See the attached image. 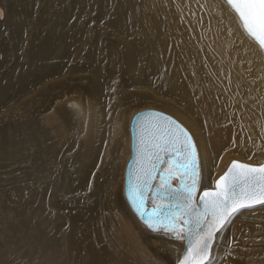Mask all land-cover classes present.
Segmentation results:
<instances>
[{
    "label": "bare ground",
    "instance_id": "bare-ground-1",
    "mask_svg": "<svg viewBox=\"0 0 264 264\" xmlns=\"http://www.w3.org/2000/svg\"><path fill=\"white\" fill-rule=\"evenodd\" d=\"M140 104L188 125L201 187L230 157L264 160V55L225 0H0V264L177 263L184 239L122 197ZM250 210L211 264H264V207Z\"/></svg>",
    "mask_w": 264,
    "mask_h": 264
},
{
    "label": "snow or ice",
    "instance_id": "snow-or-ice-1",
    "mask_svg": "<svg viewBox=\"0 0 264 264\" xmlns=\"http://www.w3.org/2000/svg\"><path fill=\"white\" fill-rule=\"evenodd\" d=\"M226 2L247 35L264 51V0ZM147 131L129 198L143 217L140 208L146 192L153 188L157 162L166 163L152 196V214L145 225L152 231L163 230L187 240L180 264H211L210 250L216 234L242 210L264 207V164L232 161L215 182V189L204 190L197 201L201 174L191 136L170 118L152 123ZM162 153L169 157L166 162ZM176 179L178 187H173ZM197 203L203 205V211H196Z\"/></svg>",
    "mask_w": 264,
    "mask_h": 264
},
{
    "label": "water",
    "instance_id": "water-1",
    "mask_svg": "<svg viewBox=\"0 0 264 264\" xmlns=\"http://www.w3.org/2000/svg\"><path fill=\"white\" fill-rule=\"evenodd\" d=\"M226 2V0H225ZM227 3V2H226ZM263 55H264V51ZM166 118H170L172 121L175 122V124H178L180 127H182L192 138V141L194 142L195 146H196V150L198 153V157H199V164H200V155H199V150H198V146L196 144V141L194 139V136L192 135V133L190 132V130L178 119L176 118L174 115L155 108V107H149V108H144L142 110L137 111L132 119H131V123H130V134H131V154L128 158L127 164H126V168H125V178H124V196L126 201L128 202L130 208L133 210V212L135 213V215L137 216V218L145 225V220H147L149 218V216L152 214L153 211V202H152V196L153 193L155 192V186L159 184V176L160 173L162 172V170L167 166L166 163L164 162H157V168H156V172L154 173L155 175V179L152 181V185L153 188L148 190L146 192V197L145 200L143 202V204L141 205L140 211L144 214L143 217H141V215L135 210L132 201L129 198V193L132 189V186L135 182V173L137 168L139 167L138 161L140 160L141 155L143 154V149H144V141L148 138V131L147 129L150 128L152 123L158 122V121H163ZM164 157V161L166 162L168 160V155L165 153L161 154ZM240 161L246 164H252V165H259V164H253V163H249V162H245L242 160H238V159H233L232 161ZM232 161L229 163L228 167L230 166V164L232 163ZM261 164H264L261 163ZM227 167V169H228ZM227 169L225 171H227ZM224 171V172H225ZM224 172L220 175L222 176L224 174ZM200 174H201V167H200ZM215 180V182L219 179V177ZM201 177V175H200ZM179 181L178 179L173 180L172 181V186L173 187H178ZM215 189V183L213 187H207V188H202L201 184L199 183L198 186V190L196 193V199L197 201L199 200V196L202 194V192L204 190H214ZM196 211H203V205L200 203H197L196 205ZM146 226V225H145ZM147 227V226H146ZM203 227V226H202ZM148 228V227H147ZM149 229V228H148ZM151 230V229H149ZM152 231V230H151ZM153 232H164L163 230L161 231H153ZM169 235L174 236L172 233H167ZM216 239V236H215ZM215 239L212 242V247L213 244L215 242ZM188 245H187V240L184 239V248L182 250V255L180 256L179 260L177 261L176 264H180V261L183 260L186 249H187ZM212 247L210 250V255L212 253Z\"/></svg>",
    "mask_w": 264,
    "mask_h": 264
},
{
    "label": "rangeland",
    "instance_id": "rangeland-1",
    "mask_svg": "<svg viewBox=\"0 0 264 264\" xmlns=\"http://www.w3.org/2000/svg\"><path fill=\"white\" fill-rule=\"evenodd\" d=\"M164 97H166V98H168L169 99V101H171L172 103H178L177 102V99H174V98H172V97H168V96H166V95H163ZM178 101H182V100H178ZM152 106V104H140L139 106H136V107H134V108H132V109H130V111L128 112V119H127V121L129 120V122L128 123H130V120H131V118H132V116L137 112V111H139V110H141V109H143V108H147V107H151ZM152 107H155V106H152ZM156 108H158V107H156ZM161 109V108H160ZM163 110V109H162ZM166 111V110H165ZM168 112V111H167ZM171 113V112H170ZM172 114V113H171ZM174 115V114H173ZM175 116V115H174ZM126 117V118H127ZM177 117V116H176ZM178 118V117H177ZM179 119V118H178ZM180 121H182L181 119H179ZM183 122V121H182ZM184 123V122H183ZM185 124V123H184ZM186 125V124H185ZM187 127H188V125H186ZM188 129L190 130V128L188 127ZM191 131V130H190ZM127 138H128V153H130V144H129V140H130V126H129V129H128V131H127ZM201 157V156H200ZM233 159H239V158H237V157H230L229 159H228V161L226 162V164H225V166H223V168L222 169H220L218 172H216V175H220V174H222L225 170H226V168L228 167V165H229V163L233 160ZM202 161L200 160V163H201ZM264 162V160L261 162V163H263ZM261 163H259V164H261ZM123 178H122V188H121V191H122V197L124 198V178H125V169H124V173H123ZM217 176V177H218ZM216 180V179H215ZM202 187H207V186H202ZM80 194H83L84 193V191H78ZM125 202H126V200H125ZM127 203V202H126ZM128 205V204H127ZM243 212H245L246 214L247 213H254V212H252V210H250V209H245V210H243ZM133 213V212H132ZM134 214V213H133ZM135 215V214H134ZM135 218H136V216H135ZM134 217H132V220H134V221H138V219L136 218L135 219ZM243 218H245V217H243ZM142 230H143V233H145V235L146 236H148V237H150V241H151V243H152V246L153 247H157L158 246V241L156 240L157 239V237L156 236H154L153 235V233H150L148 230H144V228L142 227ZM150 233V234H149ZM149 239V238H148ZM231 247L233 248V245L232 244H225V243H223V244H221L220 245V248H223V250L221 251V254L222 255H227V256H229V257H232V254H233V251L231 250ZM180 254L178 253V254H175V255H167V254H165L164 253V255H162V257H163V261H165L167 264H174V262L176 261V259H178V256H179ZM234 256V255H233ZM160 260H162V259H160Z\"/></svg>",
    "mask_w": 264,
    "mask_h": 264
}]
</instances>
